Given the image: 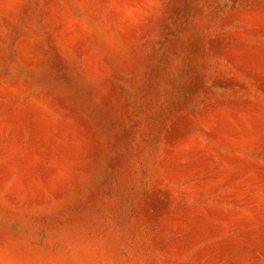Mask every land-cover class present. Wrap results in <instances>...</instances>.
Wrapping results in <instances>:
<instances>
[{"label": "rangeland", "instance_id": "rangeland-1", "mask_svg": "<svg viewBox=\"0 0 264 264\" xmlns=\"http://www.w3.org/2000/svg\"><path fill=\"white\" fill-rule=\"evenodd\" d=\"M0 264H264V0H0Z\"/></svg>", "mask_w": 264, "mask_h": 264}]
</instances>
